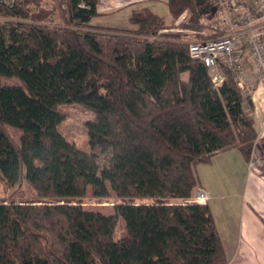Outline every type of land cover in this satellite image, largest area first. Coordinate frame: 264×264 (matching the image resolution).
<instances>
[{
	"label": "trees",
	"instance_id": "16d2710c",
	"mask_svg": "<svg viewBox=\"0 0 264 264\" xmlns=\"http://www.w3.org/2000/svg\"><path fill=\"white\" fill-rule=\"evenodd\" d=\"M42 1L0 0V76L23 83H0V181H25L38 199L0 203V264H228L209 204L190 201L197 165L234 149L250 162L252 93L226 66L217 86L180 35L151 39L170 25L147 7L125 30L91 23L101 0ZM213 4L167 0L173 21L188 12L195 30ZM66 105L96 116L89 152L61 133ZM89 190L123 202L111 216L85 210ZM120 219L127 234L115 241Z\"/></svg>",
	"mask_w": 264,
	"mask_h": 264
},
{
	"label": "rangeland",
	"instance_id": "374dc122",
	"mask_svg": "<svg viewBox=\"0 0 264 264\" xmlns=\"http://www.w3.org/2000/svg\"><path fill=\"white\" fill-rule=\"evenodd\" d=\"M3 3L12 7L15 0H3ZM42 4L47 9H50V5L46 0H43ZM140 4L161 15L170 25L169 29L160 30L156 37L151 38L153 40L157 39L164 41L167 40L165 35L178 34L180 38L177 42L189 45L199 40L217 39L223 34L220 29L214 26L213 22L207 20V15L200 16L199 28L197 30L189 28L191 22L188 12L184 13L178 20L173 21L169 12L167 0H141ZM136 6H138L136 2L131 6H122L120 2L114 1V4L110 7L107 5V2L103 0L101 7L98 6V10L103 11L102 16L94 18L91 23L102 28L113 27L125 30L133 29L134 27L130 24L128 18L130 16V10L134 8L137 9ZM5 20L8 19L4 16H0V21ZM104 33L107 32L104 31ZM251 75L250 73L249 77ZM182 78L187 80V74H184ZM254 79L256 81L258 80L257 82L260 81L256 76ZM0 83L23 86V83L18 78L9 75H1ZM252 89V87L247 89V92L252 93ZM60 110L65 115V120L60 127L61 133L70 142L76 144L80 150L89 152L90 147L86 125L89 121L95 119V114L79 105L61 106ZM7 131L14 141L19 144L22 133L11 127H8ZM223 157L224 159L214 162V165L211 167L213 168L212 170L205 165H200L196 167L195 170L196 173H198L203 169L202 172L209 177V182L215 177L220 183L218 191H213L214 194L218 193L219 195L216 197V200L210 202V207L214 214L213 216L226 256L233 261L231 264H264V221L257 217L256 213L253 212L256 207L248 201L252 196H255L256 200L264 202V178H257L256 189L253 191V176H249V171L247 169L248 163L244 161L239 150L234 149ZM227 165H231L235 172V177L232 179L223 172V167ZM32 195L33 190L25 181L14 187L0 181L1 204H38L36 203L38 199L34 198ZM122 202L123 201L115 198L94 199L91 196V190H89L87 196L77 203L82 205L85 210L96 211L111 216L114 214V206ZM172 202L178 201L173 200ZM134 203L136 205H145L154 203V201L145 200L135 201ZM126 234L127 231L124 222L120 219L117 223L113 238L115 241H119L125 237Z\"/></svg>",
	"mask_w": 264,
	"mask_h": 264
},
{
	"label": "built area",
	"instance_id": "2783aa9c",
	"mask_svg": "<svg viewBox=\"0 0 264 264\" xmlns=\"http://www.w3.org/2000/svg\"><path fill=\"white\" fill-rule=\"evenodd\" d=\"M212 2L214 4L207 20L213 22L223 34L217 39L190 43V56L203 61L213 77L219 74L221 66L231 68L237 72L240 86L250 89L251 85L244 71V57L248 55L260 83L264 85V0ZM259 138L264 148V131ZM208 200L207 193L200 188L190 203Z\"/></svg>",
	"mask_w": 264,
	"mask_h": 264
},
{
	"label": "crops",
	"instance_id": "0c3cea01",
	"mask_svg": "<svg viewBox=\"0 0 264 264\" xmlns=\"http://www.w3.org/2000/svg\"><path fill=\"white\" fill-rule=\"evenodd\" d=\"M115 2H120V4H122V6H131L134 4V2H136V4H138L137 9L143 8V6H141V0H105V2H107V5L111 7L112 4H114ZM103 0H101L99 7H101ZM132 3V4H131ZM136 9V8H134ZM131 9L130 10V14L131 11L134 10ZM99 12L103 13V11L99 10ZM103 15H107V14H103ZM130 17V16H129ZM129 19V18H128ZM244 71H245V75L247 76V80L249 82V85H251L252 89V98H253V103H254V112H253V118H254V122H255V128L257 130L258 133V138L260 137V135L262 134V132L264 131V86L263 84L259 82H257L254 77H258L257 74L254 71V67L251 63V59L248 55H246L244 57ZM249 67V69H248ZM252 74L249 77V74ZM187 74V73H185ZM219 74L223 75V79H225V75L219 71ZM188 76V74H187ZM255 80V83H254ZM257 138L255 147L253 149L252 152V157L250 162H247L243 156V154L240 152V154L242 155V158L244 159V161L247 164V169L249 171V176H253V180H252V190L255 191L256 189V180L259 177L264 178V148L262 146V140L259 138ZM229 152H232V150L227 151V152H223V153H219L216 156H214L212 158V160L209 163H202L197 165L196 167L200 166V165H205L208 166L209 168H211L214 165L215 161H220L222 159H224V155L228 154ZM235 156V155H233ZM234 158V157H231ZM232 165V164H231ZM231 165H227L224 168L223 172L228 175V177L230 179H232L233 177H235V172L233 170V167ZM213 168H211L210 170H212ZM203 171V169H201ZM205 170V169H204ZM198 172L197 177H198V187L195 189L193 196L195 197L196 195V191L200 188L204 189L205 192L207 193L209 200L206 202H203L201 204H209L210 206V202L213 200H216V197H218V193L214 194L213 191H218V189L220 188V183L219 181L214 177L212 178V183L209 182V177L206 176V174L203 172ZM209 171V169H208ZM206 172V171H205ZM214 186V188H213ZM248 201H250V203H252V205L255 208V210L253 212L256 213L257 217H259L262 221H264V202H261L259 200H256L255 196H252L251 199H248ZM253 201V202H251ZM249 203V202H248ZM211 208V207H210ZM257 209V210H256ZM213 213V212H212ZM214 215V214H213ZM251 227V226H250ZM255 227V226H254ZM228 259V264H231L233 261L230 260V258Z\"/></svg>",
	"mask_w": 264,
	"mask_h": 264
},
{
	"label": "bare ground",
	"instance_id": "6f19581e",
	"mask_svg": "<svg viewBox=\"0 0 264 264\" xmlns=\"http://www.w3.org/2000/svg\"><path fill=\"white\" fill-rule=\"evenodd\" d=\"M213 81L215 82L217 86L220 85L223 82V75L218 74L217 76H214Z\"/></svg>",
	"mask_w": 264,
	"mask_h": 264
}]
</instances>
